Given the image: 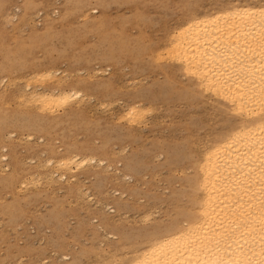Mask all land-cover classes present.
I'll return each mask as SVG.
<instances>
[{"label": "rangeland", "instance_id": "obj_1", "mask_svg": "<svg viewBox=\"0 0 264 264\" xmlns=\"http://www.w3.org/2000/svg\"><path fill=\"white\" fill-rule=\"evenodd\" d=\"M227 1L0 0V264H119L145 231L178 218L192 160L225 115L160 48L191 12ZM47 71L58 78L41 80ZM27 84L80 90L84 100L42 115L21 105ZM133 104L151 113L129 125ZM64 155L105 164L52 183L46 163Z\"/></svg>", "mask_w": 264, "mask_h": 264}, {"label": "bare ground", "instance_id": "obj_2", "mask_svg": "<svg viewBox=\"0 0 264 264\" xmlns=\"http://www.w3.org/2000/svg\"><path fill=\"white\" fill-rule=\"evenodd\" d=\"M225 3L202 15L191 12L160 48V56L165 50L164 59L177 62L195 78L194 88L215 99L202 102L225 115V127L203 145L200 158L194 156L192 160L188 206L176 212L177 219L153 225L141 241L131 242L119 264H264V0ZM50 72H43L44 78L37 75L41 80H52L56 74ZM39 76L34 80L42 84ZM25 92V102L19 98L21 105L42 115L54 116L58 107L84 100L80 90L66 91L59 86L52 91L46 87L36 91L27 84ZM139 106L133 104L124 111L122 118L129 125L144 119L140 115L145 111L151 113H141ZM4 160L7 156H0V173L8 167ZM54 160L46 163L52 167V183L65 180L72 184L79 169L105 164L95 157L78 155ZM29 183L20 185L25 184L26 191ZM153 214L148 211L144 220Z\"/></svg>", "mask_w": 264, "mask_h": 264}]
</instances>
